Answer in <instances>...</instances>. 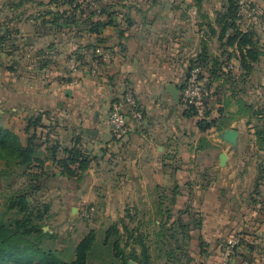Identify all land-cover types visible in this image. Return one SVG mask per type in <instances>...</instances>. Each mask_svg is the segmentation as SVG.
Wrapping results in <instances>:
<instances>
[{
  "label": "crops",
  "instance_id": "crops-1",
  "mask_svg": "<svg viewBox=\"0 0 264 264\" xmlns=\"http://www.w3.org/2000/svg\"><path fill=\"white\" fill-rule=\"evenodd\" d=\"M198 1L101 0L103 14L89 16L86 10L64 27L52 24L48 16L41 19L58 9L50 0H0V35H9L0 43V126L9 119L6 109L15 115L21 108V129L26 118L41 115L36 143L42 152L54 143L71 147L80 140L90 165L79 179L60 175L50 161L45 163L48 176L41 178L52 176L63 189L64 212L74 213L76 208L69 205L88 199H100L101 206L127 205L129 210L121 215L124 229L152 236L166 211L176 215L186 210L202 219L200 230L191 235L202 237L208 253L203 264H217L222 245L232 235L243 241L230 264H264V178L259 179L264 147L254 144L258 119L239 104L241 100L264 110V53L250 71L242 70L236 45L218 39L216 19L225 0ZM251 1L264 16V0ZM35 10L41 13L29 16ZM263 19L251 27L240 25L256 31L262 52ZM203 46L223 64L229 54L226 60L233 67L224 64L219 77L209 81L208 118L216 125L207 131L197 128L198 117L184 118L183 107L166 91L167 84L180 90ZM92 47L110 54L96 73L91 72L98 63ZM70 54L79 56L85 68L70 72L65 66ZM125 85L144 117L115 140L107 116ZM227 129L238 132L236 148L221 137ZM14 132L24 138L23 132ZM223 152L226 160L221 165ZM134 222L137 226H130Z\"/></svg>",
  "mask_w": 264,
  "mask_h": 264
},
{
  "label": "trees",
  "instance_id": "trees-1",
  "mask_svg": "<svg viewBox=\"0 0 264 264\" xmlns=\"http://www.w3.org/2000/svg\"><path fill=\"white\" fill-rule=\"evenodd\" d=\"M50 2L58 9L45 12L44 15H41V19L43 16H48L50 22L55 25L70 27L75 23L76 15L82 14L86 10L89 16L96 15L92 6L79 0H50ZM61 6H66V8L59 9ZM248 7L251 9L249 21L255 22L264 17L258 14L251 0H248ZM103 13V8L100 7L99 15ZM243 20L246 19L239 15V0H225L224 10L216 19L219 26L218 39L225 38L226 45H236V49L240 53L241 69L250 71L252 69L251 63L257 62L259 56L264 52L260 50L258 45L256 31L253 28L246 30L240 28ZM98 24L95 23L96 26ZM90 30L94 31L95 28L91 27ZM210 31L215 32L213 28H210ZM7 36H9L7 32L0 35V43L9 40ZM93 48L92 50H94ZM77 58L80 60L79 56ZM226 59L229 60V54ZM193 66H199L206 70V76L201 74L200 79L204 80V89L209 90L210 79L219 77L224 64L219 62L217 58L210 57L203 46L196 59L191 62L189 70ZM227 71L226 76L231 77L230 69L228 68ZM184 85L185 83L180 87L178 99V103L183 105L182 116L184 118H197L196 109L186 105L181 96ZM239 104L258 119V123L253 127L254 144L263 149L264 110H254L251 104L241 100ZM208 117L207 98L204 113L196 121V126L200 131H207L216 125V120ZM41 120V115L25 119L22 129L23 139L14 131L0 126V161L3 162L4 171L13 172L16 177L27 178L26 186L9 194L3 202V212L0 213V264H87L93 249L98 246L92 231H89L74 246L73 257L70 260L62 257L64 255L63 250L44 245L45 240L51 237L49 232L42 229L50 206L45 203L40 209L31 200V195L39 189L41 178L49 174V167L45 165L46 161H50L59 169V174L68 179H79L88 169L90 161L85 155V150L81 147L79 139H76L71 147H60L54 143L48 145L45 152H42L40 150L41 145L36 143L38 139L36 131L37 128L41 127ZM259 169V179L263 180L264 164H260ZM175 194L179 193L175 191ZM172 203L174 206L175 200ZM166 214L167 217L160 221L159 230L152 237L138 233L135 229L131 232L128 231L127 244L131 242L128 252H124L119 245V232L115 225L106 230L101 246L110 243L114 257L119 258V264H127L129 260L136 264H157L160 261H163L161 264H203L202 258L206 257L208 253L204 249L202 237L201 235L195 237L191 235L193 231L200 230L202 219L191 212L187 213L186 210H178L176 215L170 214V211H166ZM184 215L187 216L188 220L183 218ZM172 217L173 219H171ZM111 235L117 237L111 239ZM238 236L239 243H241L243 238ZM224 245L225 243L222 245V249Z\"/></svg>",
  "mask_w": 264,
  "mask_h": 264
},
{
  "label": "rangeland",
  "instance_id": "rangeland-1",
  "mask_svg": "<svg viewBox=\"0 0 264 264\" xmlns=\"http://www.w3.org/2000/svg\"><path fill=\"white\" fill-rule=\"evenodd\" d=\"M28 12H30V10ZM31 12L32 13H29V16L41 13V11L38 12L36 10ZM251 23V20L242 21V24L245 25L244 27H246V25L250 26ZM223 62L224 64H229L226 58L223 59ZM24 76L25 78L28 77L26 73ZM180 106L183 107L182 104H180ZM24 112L25 111L21 114L20 108L15 115H11L10 110L6 109V117L8 116L9 119L6 121L4 120L2 124L6 128H12L14 131L21 133L23 123L20 121L25 115ZM3 168V162L0 161V213L3 212V202L5 197L16 190L25 187L27 184L26 177H16L13 172L9 173L8 171H4ZM38 188V190L32 193L31 200H33L34 204L40 209H42L43 204L45 203H48L50 206L49 212L45 218L44 226H47L45 232H49L51 237L45 240V246L63 250L64 255L62 257L66 260H70L73 257L74 246L86 236L89 231H92L94 232L96 238L95 241L98 246L93 249L88 258L87 264H119V258L114 257V251L110 246L111 244L108 243L101 246V242L105 238L106 230L115 225L119 232L120 247L124 252L130 251L131 238L129 239L130 243L127 244L128 232L126 231L127 229H124V221L121 217V215L125 216V213L129 210L126 209L127 205L124 206V209H122L121 205L116 208L112 203H105V205L101 206L97 204V202H100V199H94L93 201L88 199L84 202L80 201L71 203L69 207L74 206L76 208L74 213H70L69 209L64 212L65 207L60 196V192H62L63 189L57 186V183L52 176H50L49 180H42L41 185ZM85 193L87 192L82 194V199L85 197ZM90 206H92L93 209H90ZM145 209L146 207L143 208V210ZM140 221L141 223L147 222L144 219ZM137 224L138 223L134 222L130 226H137ZM115 237L117 236L111 235V239H114ZM162 262L163 261L157 262V264H161Z\"/></svg>",
  "mask_w": 264,
  "mask_h": 264
},
{
  "label": "built area",
  "instance_id": "built-area-1",
  "mask_svg": "<svg viewBox=\"0 0 264 264\" xmlns=\"http://www.w3.org/2000/svg\"><path fill=\"white\" fill-rule=\"evenodd\" d=\"M79 1L89 4L95 10L96 14H100L98 2L101 0ZM239 15L249 21L248 18L251 15V9L248 7V0H239ZM94 56L98 63L96 62L95 66L91 68V72L96 73L97 67L110 59V54L102 47H97L94 50ZM226 65H228L230 69H233L230 64ZM65 66L72 73H77L85 68L84 64L80 62L75 54L69 55ZM201 73L202 70L199 66L191 67L187 74L184 88L181 91L184 103L193 106L197 111L198 117H201L204 113L208 96V92L204 89L203 82L200 79ZM143 117L144 114L136 96L132 89L128 85H125L121 100L111 105L107 116V124L112 137L119 140L126 136L135 126L141 123ZM238 244V235H232L227 238L221 252L220 260L217 264H230Z\"/></svg>",
  "mask_w": 264,
  "mask_h": 264
},
{
  "label": "water",
  "instance_id": "water-1",
  "mask_svg": "<svg viewBox=\"0 0 264 264\" xmlns=\"http://www.w3.org/2000/svg\"><path fill=\"white\" fill-rule=\"evenodd\" d=\"M166 91L169 93L172 99L177 103L180 95V90L174 84H167ZM237 136H238V132L235 129L224 130L221 134L223 140L228 142L232 146V148H236L237 146ZM225 160H226V154L223 152L220 154V164L224 165ZM42 229L43 231H46L47 226H44ZM127 264H135V263L132 261H128Z\"/></svg>",
  "mask_w": 264,
  "mask_h": 264
}]
</instances>
